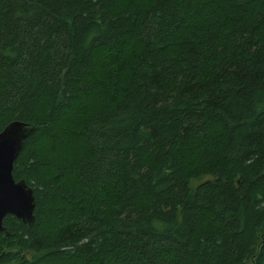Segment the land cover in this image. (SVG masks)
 I'll return each instance as SVG.
<instances>
[{"label":"trees","instance_id":"trees-1","mask_svg":"<svg viewBox=\"0 0 264 264\" xmlns=\"http://www.w3.org/2000/svg\"><path fill=\"white\" fill-rule=\"evenodd\" d=\"M13 121L0 264H264V0H0Z\"/></svg>","mask_w":264,"mask_h":264},{"label":"water","instance_id":"water-1","mask_svg":"<svg viewBox=\"0 0 264 264\" xmlns=\"http://www.w3.org/2000/svg\"><path fill=\"white\" fill-rule=\"evenodd\" d=\"M33 132V126L17 121L8 123L0 132V232L4 231L2 219L7 215L25 223L32 219L31 190L22 181H13L11 169L23 142Z\"/></svg>","mask_w":264,"mask_h":264}]
</instances>
